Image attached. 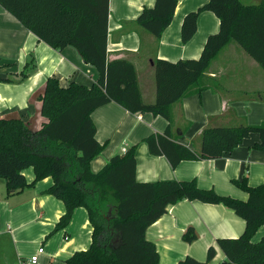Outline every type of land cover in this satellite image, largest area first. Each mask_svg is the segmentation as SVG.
Here are the masks:
<instances>
[{
	"label": "trees",
	"instance_id": "1",
	"mask_svg": "<svg viewBox=\"0 0 264 264\" xmlns=\"http://www.w3.org/2000/svg\"><path fill=\"white\" fill-rule=\"evenodd\" d=\"M177 2L155 0L152 8L143 9L136 23L159 38L171 23ZM0 6L51 48H74L98 75L91 87L71 83L64 88L57 79L49 78L39 94V114L46 120L39 130L30 121L0 119V179L6 181L7 196L50 177L53 185L46 193L63 202L66 209L56 230L70 223L75 209L85 208L88 213L92 243L66 264H159L146 231L169 206L182 200L222 204L244 220L245 229L238 238L217 241L226 257L222 264H264V236L253 241L264 227V183L251 187L246 176L232 181L248 194L242 201L201 189L195 180L138 182L134 146L122 156H114L99 172L90 168L104 148L95 139L91 114L96 109L114 102L131 114L150 113L170 122V106L187 95L230 41L237 42L264 70V0L252 5L239 0H208L188 13L181 27L183 43L194 36L202 12H212L218 18L219 30L207 38L198 59L154 62L156 98L152 105L142 102L134 66L125 60H107L109 0H0ZM34 69L31 58L21 79ZM252 134L259 136L253 148L264 152V123L208 127L202 132L199 154L173 141L170 125L163 134H153L145 142L151 155L165 156L175 168L186 160L222 158ZM28 168L35 174L32 183L23 175ZM183 240H195L193 229L187 230ZM215 253L210 247L206 261L187 256L178 264H208Z\"/></svg>",
	"mask_w": 264,
	"mask_h": 264
},
{
	"label": "crops",
	"instance_id": "2",
	"mask_svg": "<svg viewBox=\"0 0 264 264\" xmlns=\"http://www.w3.org/2000/svg\"><path fill=\"white\" fill-rule=\"evenodd\" d=\"M207 1L178 0L170 25L155 38L136 23L143 9L152 8L155 0H109L107 60H125L134 66L144 104L155 102L156 60L198 59L207 38L218 32V18L205 11L199 14L191 40H181L184 17ZM31 58L35 69L21 79ZM49 78L57 79L64 88L71 83L91 87L98 75L74 48H51L0 6V119L30 121L39 130L46 122L39 114V94ZM170 117L167 122L150 113L131 114L114 102L93 111L95 139L104 148L91 161V170L99 172L114 156H122L123 148L134 146L138 182L195 180L201 189H213L219 195L242 201L248 199V194L232 181L246 176L251 187L264 183V152L253 148L259 142L257 134L222 158L186 160L175 168L165 156L151 155L145 142L153 134H163L170 125L171 139L199 154L202 132L208 127L264 123V70L237 42L230 41L199 82L170 106ZM23 175L28 183L35 179L33 168L25 169ZM52 185L53 180L48 177L7 196L6 181L0 179V264H17L32 256H37L35 264H66L76 252L89 249L92 226L85 208L75 209L70 223L56 230L66 209L63 202L46 193ZM189 228L195 234L190 243L183 240ZM244 229V220L222 204L182 200L169 206L147 229L146 239L155 245L159 264H178L187 256L204 262L210 247L216 253L208 264H222L226 257L217 241L238 238ZM263 236L261 227L253 241L258 242Z\"/></svg>",
	"mask_w": 264,
	"mask_h": 264
},
{
	"label": "built area",
	"instance_id": "3",
	"mask_svg": "<svg viewBox=\"0 0 264 264\" xmlns=\"http://www.w3.org/2000/svg\"><path fill=\"white\" fill-rule=\"evenodd\" d=\"M126 148L122 149V152L125 154L126 153ZM42 252V249H39V253ZM37 262V256H32L29 259H21L18 261L17 264H35Z\"/></svg>",
	"mask_w": 264,
	"mask_h": 264
},
{
	"label": "rangeland",
	"instance_id": "4",
	"mask_svg": "<svg viewBox=\"0 0 264 264\" xmlns=\"http://www.w3.org/2000/svg\"><path fill=\"white\" fill-rule=\"evenodd\" d=\"M241 2H244L245 4L251 5V4H257L259 1H256V3H251L253 1H247V0H240Z\"/></svg>",
	"mask_w": 264,
	"mask_h": 264
}]
</instances>
